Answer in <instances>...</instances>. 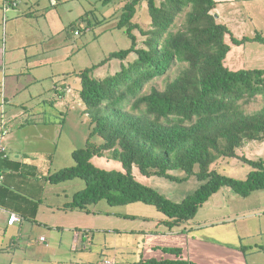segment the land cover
<instances>
[{
    "label": "trees",
    "instance_id": "16d2710c",
    "mask_svg": "<svg viewBox=\"0 0 264 264\" xmlns=\"http://www.w3.org/2000/svg\"><path fill=\"white\" fill-rule=\"evenodd\" d=\"M143 2L150 18L148 30L133 22ZM12 3L16 0H3L2 11ZM216 6L215 0H162L160 4L155 0H131L123 6L115 27L124 30L130 48L112 52L100 63L75 74L80 82L78 99L90 120L86 146L72 152L73 166L44 177L50 185L84 181V189L75 192L64 209L88 212V207L100 201L110 207L141 203L161 213L165 217L162 224L172 230L193 220L199 209L224 187L242 198L264 190V161L237 154L249 142H264V69L230 70L224 65L231 49L227 36L234 46L249 41L264 44V37H234L226 25L217 21L213 14ZM183 12L182 27L173 31L175 20ZM92 24L84 14L67 30L80 36ZM134 31L146 37L144 47L139 48ZM131 54L136 59L124 64ZM112 60L121 62L119 71L96 78L95 71ZM173 67L180 71L163 89L152 87L146 92L149 83ZM65 88L57 90V100L66 93ZM252 108L257 109L251 111ZM2 126L7 130L2 139L6 150L3 142L10 129L1 119L0 129ZM95 137L102 143L93 142ZM106 152L121 163L123 171L100 169L92 163L93 158H101ZM236 158L252 169L245 180L227 177L211 168L218 160ZM6 161L0 160V166ZM133 168L143 177L178 183L194 176L199 187L180 202H173L136 181ZM176 171L183 176H175ZM4 182L3 174L1 208L3 194L8 192ZM11 194L34 203L16 192ZM17 214L28 217L24 212ZM247 249L250 247H240L243 253ZM161 251L179 259H141L133 264H196L181 259V250Z\"/></svg>",
    "mask_w": 264,
    "mask_h": 264
},
{
    "label": "rangeland",
    "instance_id": "374dc122",
    "mask_svg": "<svg viewBox=\"0 0 264 264\" xmlns=\"http://www.w3.org/2000/svg\"><path fill=\"white\" fill-rule=\"evenodd\" d=\"M130 1L21 0L19 7L15 10V14L19 16L22 13L32 11L36 16L34 15L35 17L31 19L20 17L21 19L17 21L13 12L7 14L8 22L5 31L1 28L5 33L4 38L6 39L7 50L10 51L11 48L16 46L28 47L29 45L27 51L32 55L38 49L40 52L38 57L41 58V56L44 57L43 55H45L41 54L43 50L52 48V56H56L63 62V64H59L54 69L61 74L73 71L70 72L71 75H60L59 77H63V79H59V81L66 79V82L69 81L72 85L75 74L100 63L112 52L130 48L131 42L125 35L124 30H119L115 27L122 13L123 6ZM155 1L160 4L162 0ZM52 2L56 4L53 5ZM84 14H88L90 22L94 25L92 24L90 29L80 36H74L73 32L67 30L68 26ZM227 16L225 20H220V23L227 25L234 37L238 39L243 37L253 38L256 35L264 37V0L240 3ZM184 19L185 12L178 15L172 30H179L184 23ZM101 20L105 21L98 25L95 24ZM133 22H136L143 30L149 29L150 18L144 2L138 6ZM133 34L137 36L139 48L144 47L143 41L146 37H143L138 31H134ZM33 42L36 43L35 46H31ZM226 42L231 47L224 61V65L227 68L230 70L264 69V44L249 41L244 45L234 46L230 43L228 36L226 37ZM54 48L57 50H54ZM24 50V48L21 49L23 53ZM135 59L136 56L131 54L124 64L133 62ZM120 63L118 60H112L105 66L98 68L94 76L103 78L113 75L119 71ZM179 71L173 67L162 78L155 79L149 83L146 87V92L152 87L163 89L166 83L171 81ZM72 73L75 74L73 75ZM6 78L5 87L7 86V92H10L11 89L15 91L17 89L16 78L7 76L5 80ZM30 80L31 78L20 79L18 101L26 100L25 102L30 103L35 110V117L29 116L30 112L24 115L23 111L18 109L16 112L19 113V116L16 115L17 117H14L12 124H8L10 134L8 133L9 136L7 135L4 138L3 143H5V146L9 144L13 147L12 141H15L21 153L28 154L31 160L37 162L40 174L46 175L48 173L47 175H51L60 169L71 167L75 164L72 152L86 146L90 120L83 112L85 106L82 102L78 99H76V103L68 100L70 95L68 93L67 102L62 105H56V102H53L55 91L52 89L54 86L49 90L53 84L51 78L45 82L43 81L42 85L37 88L21 89ZM76 87L78 88L79 84H76ZM36 89H40V92L43 93L42 97L43 99L45 97V102L47 101L46 106L41 102L40 96L33 93ZM9 101L5 111L7 114L5 118L12 116L9 113V110L13 109L12 106L17 107L20 104L13 98H10ZM254 107L258 108V105ZM257 108H252L251 111ZM44 111L46 112L43 113ZM26 120L29 122L32 120L34 124H25ZM20 124H23V126L20 127ZM93 142L101 144L102 140L95 137ZM110 154L106 152L101 158L95 157L92 159V163L100 169L123 171L121 163L112 158ZM237 154L249 160L264 161V142H249L238 149ZM211 168L222 175L237 180H245L248 173L252 170L251 167L237 158L218 160ZM132 173L136 181L151 187L171 201H181L199 187V182L194 176L185 182L178 183L160 177H143L137 168H133ZM173 174L179 177L183 176V173L179 171L173 172ZM84 187V181L79 179L58 185H47L42 201V213L48 212L45 207L47 205H66V203L70 202L71 195L84 189ZM87 210L88 212L73 211V214L78 215H71L72 217L68 219L71 225L81 227L77 233L79 235L84 234L87 237L85 243L87 250L82 249L83 244H76L78 251L76 253L70 252V235H64L61 243L62 245H67L66 256L68 258L64 264H104L107 260H112L115 257V251H113L115 237V241L117 240L119 245L133 246L135 243L140 245L149 229L148 226L144 225L143 221L149 219L150 224H153V222L156 224L158 216L164 218L154 207L141 203L110 207L105 201H100L96 205L88 207ZM196 220L213 223L212 228L211 225L209 227L211 231L215 232V235L210 231H202L206 239L218 240L221 245L231 248L241 245L250 247L246 251V257L241 262H235L234 264H264V190L256 191L249 197L242 198L230 188L224 187L199 209ZM0 227H2L1 223ZM41 230L43 233L45 229L42 228ZM114 230L115 232L119 230H137L140 231L137 232L140 235L123 234L125 233L123 232L121 236L117 237L113 233ZM1 232H3L2 229ZM54 232L56 236L62 234L61 230ZM24 233L29 235L27 231H24ZM12 235L14 233L11 231L7 232L4 237L0 235L2 240L0 248H3L2 252H0V264H53L50 263V259L53 256L51 248L58 247L60 240H50L44 234L48 241L47 246L39 243L38 240H33L28 248L26 244L19 243V247L23 248L21 253H18L20 258L21 256L29 258L33 255L34 260L23 259L15 261L11 260L14 254L6 249ZM158 237L164 238L165 234L155 236V238ZM136 247L138 245L132 247L134 250H138V252L133 254L135 257L127 258L126 254L121 255L117 257L118 262L124 261V264H133L140 261L143 258L142 247L139 246L138 249ZM24 249L26 250L23 251Z\"/></svg>",
    "mask_w": 264,
    "mask_h": 264
},
{
    "label": "crops",
    "instance_id": "0c3cea01",
    "mask_svg": "<svg viewBox=\"0 0 264 264\" xmlns=\"http://www.w3.org/2000/svg\"><path fill=\"white\" fill-rule=\"evenodd\" d=\"M217 2L216 8L213 10V14L215 15L218 22L220 20H225L231 13V10L233 8H236L238 4L244 3V2H253L257 0H215ZM21 3V0H16V3H14V6L11 5L8 9H6L4 12L2 11L3 6V0H0V88H1V94H0V121L1 119L5 121L6 125L8 126V123L12 124L13 120L19 116L16 111L19 109L20 111H23L24 115H26L27 112H30L28 115L35 117L34 114V108L31 106L30 103L25 101H18L20 96L19 83L20 79H27L31 78L30 81H27L25 84V87L22 86L21 89L29 90L32 87L37 88L38 86L42 85V82L47 81L49 78H51L53 84L52 87H50L49 90L55 91L54 100L53 102H56V105H62L63 103L67 102L68 100H72L76 103V99H78V90L80 89V82L79 79L74 77L73 84L71 85L69 81L66 82V79H63V77H59L60 75L63 76V74L71 75L70 72L68 73H58L54 68L57 67L59 64H63L62 60L59 58H56V56H52V48L49 50H43L41 54L44 57L41 56L39 58V50L35 52V54H30L29 51H27L28 47H18L11 48L10 51L7 50L6 45V39L5 28L7 26L8 18L7 14L9 12H13V15L16 20H20L22 17L24 19H31L32 17H35L36 14H34L32 11L25 12L17 16L15 14V10L19 7ZM53 5H55V2H52ZM17 12V11H16ZM35 15V16H34ZM13 17V16H12ZM21 17V18H20ZM227 26V25H226ZM228 27V26H227ZM3 28V30L1 29ZM229 28V27H228ZM230 29V28H229ZM231 30V29H230ZM232 32V31H231ZM4 33V35H3ZM3 35V36H2ZM36 43H31V46H35ZM30 46V47H31ZM68 47V46H66ZM24 48V53L21 51V49ZM54 50H57L54 48ZM33 53V52H32ZM43 71V72H40ZM64 72V71H61ZM73 75L75 73H72ZM13 76L16 78L15 84L17 86V89L15 91L7 92L5 87L7 78L5 80V77ZM65 77V75H64ZM76 84H79V87H76ZM63 85V86H62ZM21 87V86H20ZM61 87H66L65 92L61 93V99L57 100L56 97L59 95L57 90L61 89ZM57 88V89H55ZM35 95H39L41 98V102L44 106H46L47 101L45 102V97L43 99L42 94L40 92V89H36V91L33 92ZM67 93L70 94L69 98L67 100ZM16 99L20 104L17 107H13L12 110H9V113L12 114V116H8L5 113L6 107L9 105V97ZM33 98V97H31ZM79 100V99H78ZM30 101V100H27ZM45 102V103H44ZM55 105V106H56ZM22 107V108H21ZM44 111L43 113H45ZM17 115V116H16ZM23 115V114H21ZM37 116V115H36ZM15 117V118H14ZM25 124H34L32 120L29 122L26 120L24 122ZM23 126V124H20V127ZM10 131V130H9ZM10 134V133H9ZM9 136V135H8ZM5 144V143H4ZM13 147H11L9 144L5 146L6 152L8 156L6 158L0 157V160L6 159V162H3V164L0 166V170H2L4 176H5V182L4 185L6 188L8 187V192L4 193V204L2 205L4 209L0 207V223L2 224V227H0V235L5 236L7 232L11 231L14 233V235L11 236V239L9 240V244L6 247L7 251H11L13 255V258L11 260L20 261V260H34V256L31 255L29 258L22 257L20 258L22 247H19V243L26 244V247H29V244L33 240H38L39 243H43L44 246L48 245L47 238L44 236H48L50 240H60L58 247L51 248L53 256L50 259V263L53 264H64L66 262L67 258V245H62L61 240L63 239L64 235L68 234L70 235V252L76 253L78 251V247H76V244H83L82 249L87 250V247L85 245L86 243V236L84 234L79 235L77 232L81 228L80 226L71 225L68 222V219L72 217L71 215H78L73 214V211H67L64 209L65 204L61 205H47L45 206L48 209V212L42 213L41 210L42 201L44 198V194L46 192V187L49 185L44 181V177L47 176V174H40L39 173V165L35 160H31L28 154L21 153L18 149L19 147L16 145L15 141H12ZM18 164L21 165V167H16ZM20 168V169H19ZM41 177V178H40ZM5 188V187H4ZM197 189V188H196ZM11 192H16L17 194H20L21 196H24L25 198H28V200L33 201L32 202L26 201L24 199H21L17 196H12ZM77 192V191H76ZM194 192V191H193ZM74 194V193H73ZM71 195V198L73 196ZM216 195V194H215ZM214 196V195H213ZM58 197V196H57ZM186 197V196H185ZM68 198V197H67ZM21 199V200H20ZM210 200V199H209ZM173 202H180V201H173ZM35 203L37 205H35ZM207 203V202H206ZM67 204V203H66ZM35 205V206H34ZM10 208H12L15 211H12ZM17 212H24L26 215H28L27 219L23 218L21 215L17 214ZM13 213L16 214L20 218V222H17L13 224L12 226H9L7 223L9 214ZM71 213V214H67ZM161 214V213H160ZM162 215V214H161ZM48 217V218H47ZM197 215L195 218L188 223L180 226L175 227L172 230H168L162 222L165 220L164 218H161V216H158L156 224L153 222V224H150V220L146 219L144 220V225L148 226V231L145 233V239L142 240L140 245L138 243H135L133 246H127V245H119L117 240L115 241L114 238V249L115 251V257L109 261H115L118 264H124L123 262H118V258L121 255H125L127 258L135 257L133 256L134 252H138V250H134L136 247L137 249L139 246L142 248V259H156V260H162V259H169V260H176L179 259L175 255L172 254H164L161 249L162 248H169V249H178L182 251V254L180 256L181 259L185 261H191L196 264H234L235 262H241L246 257V252L243 253L240 250V247L243 246H235V247H226L224 245H221L218 240L212 241L210 238L206 239L202 231L211 232L213 235H215V232L211 231V228L213 226V223H210L208 221H197L196 220ZM33 218V219H31ZM47 218V219H44ZM152 225V226H151ZM211 225V228L209 227ZM217 227V226H216ZM45 229L42 233L41 229ZM1 229L3 232H1ZM62 231V234L56 236L54 231ZM24 231H27L29 235H25ZM125 232V233H123ZM137 232L140 231H122L119 230L115 232L113 231L115 236H121V234L129 233L134 235H140ZM155 233L154 235H152ZM165 234L164 238H155L157 235ZM39 236V237H36ZM34 238V239H32ZM41 238L44 240L41 241ZM0 244H2V240L0 238ZM18 245V247H17ZM63 247V248H62ZM248 247V246H247ZM3 248H0V252H2ZM75 249V251H73ZM24 249L23 251H25ZM247 251V250H246ZM16 253V254H15Z\"/></svg>",
    "mask_w": 264,
    "mask_h": 264
},
{
    "label": "built area",
    "instance_id": "2783aa9c",
    "mask_svg": "<svg viewBox=\"0 0 264 264\" xmlns=\"http://www.w3.org/2000/svg\"><path fill=\"white\" fill-rule=\"evenodd\" d=\"M5 1L8 3V2H11L12 0H5ZM12 4L14 6V3H12ZM0 130L2 131V134L0 135V157L6 158L7 153H6V150L4 149V147L2 146V139H3L4 135L7 134V130L3 126ZM2 183H3V172H2V170H0V188H1ZM17 222H20V218L15 214H11L8 218L7 223L9 226H12L13 224H15ZM43 240L44 239L41 238V241H43ZM104 264H117V263L114 261L107 260L106 262H104Z\"/></svg>",
    "mask_w": 264,
    "mask_h": 264
}]
</instances>
